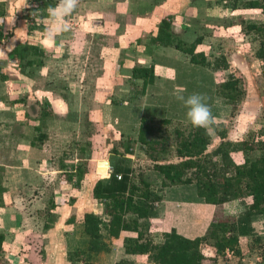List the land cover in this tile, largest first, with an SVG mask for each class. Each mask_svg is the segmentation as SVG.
Segmentation results:
<instances>
[{
  "label": "crops",
  "instance_id": "crops-1",
  "mask_svg": "<svg viewBox=\"0 0 264 264\" xmlns=\"http://www.w3.org/2000/svg\"><path fill=\"white\" fill-rule=\"evenodd\" d=\"M36 1L40 3L41 13L32 25L27 18L30 0H0V31L4 36L10 35L0 40L2 264H28L25 262L26 255L19 254L23 248L33 247V244L26 243L28 236L31 242H35L34 238L42 233H50L55 239L53 233L61 231L66 248H71L80 236L88 245L84 214L95 212L103 216V205L92 195L97 181L108 183L114 171L129 169L142 171L143 181L151 187L159 188L162 184L160 174L144 169L151 163L137 142L140 119L146 116L189 124L187 108L177 97L199 93L205 97L216 117L214 121L226 125V121L231 119V107L216 95V86L228 75L236 76L234 71H248L249 66L242 53V48L247 45L243 43L238 47L230 43L229 35L218 36L214 29L210 30L214 18L204 14L205 10L214 8L211 0H78L73 13L58 22H51L48 8L55 7L59 0ZM226 11L229 12L228 9ZM236 11L230 10V14ZM163 20L170 21L171 32L176 39L192 43L197 37H203L204 42L197 52H203L210 61L223 56L229 64L228 70L192 65L185 54L173 47L151 43ZM39 21L43 24L42 29L36 26ZM230 27L233 28V25H228L225 31L229 32ZM49 28L60 29L56 32L54 43L45 42L44 33ZM230 35L234 37V34ZM217 37L229 41L216 46ZM245 37L249 36L242 35L243 40ZM32 46L38 49L36 55L31 50ZM67 52L82 56V71L98 73L97 83L103 81L100 73L107 71L108 65H113L115 72L131 71L135 66L154 68V83L146 87L144 94L143 81L134 80L131 72L124 77L126 80L120 78L116 81L135 83L140 86L141 95L138 101L134 98L113 106L110 119H113L114 125L111 128L116 130L113 138L115 152L112 150L105 155L101 148L91 150V147L84 149L85 146H82L80 154L75 157V151L71 152L75 154L73 156L66 152L70 145H62V138L70 132V127L65 131L63 127L66 125H61L65 123L62 118L70 111L68 99L79 94L75 83H55L54 77L49 79L48 72H54L49 66L64 61ZM30 55L32 59L27 58ZM32 68L35 69L34 81L27 74ZM215 73L225 74L226 77L217 81ZM80 86L91 85L80 83ZM242 86L245 97L238 105L234 124L231 127L226 125L227 138L232 142L250 140L251 132H256V128H260L257 124H262L264 141V83H242ZM122 92L120 90L121 95ZM104 94V90L102 93L99 90L92 97L97 106L93 109L94 114L97 113L96 120L107 118L111 112L104 106ZM256 135L258 137L259 134ZM210 136L211 144L207 152L213 151L221 142L216 133ZM232 158L237 165L244 162L242 153H236ZM103 162L108 166L104 175L98 170L99 163ZM169 162L176 163L178 160L175 158ZM130 179L138 183L134 176ZM196 196L193 185L167 188L157 205L156 215L149 220L150 234L160 235L175 229L178 234L190 239L202 236L211 222L215 207ZM93 201H96L95 204ZM187 201L198 206V211L193 210L191 214L179 212L184 210L182 205L185 206ZM250 201L244 199L225 203L223 213L238 218ZM202 204L208 210L206 218L200 212ZM185 220L191 223L190 231L183 227ZM247 227L249 233L239 237L240 254L228 252L225 257L218 256V264H233L236 260L238 264H260V256L255 255V251L259 244L256 239L264 236V215L252 216ZM136 236L135 233L122 232L118 239L107 240L111 243V251L99 253L96 264H116L122 260L133 263L138 257L147 258L126 254L124 239ZM50 243L53 247V240ZM207 256L215 257L212 251Z\"/></svg>",
  "mask_w": 264,
  "mask_h": 264
},
{
  "label": "trees",
  "instance_id": "trees-1",
  "mask_svg": "<svg viewBox=\"0 0 264 264\" xmlns=\"http://www.w3.org/2000/svg\"><path fill=\"white\" fill-rule=\"evenodd\" d=\"M220 1L215 4L222 5V2H226L225 8L231 11L239 8L259 11L264 18V0ZM36 26L42 29L40 25ZM242 31L243 35L254 34L260 39L255 56L264 66V20L260 23L252 20L244 25ZM7 37L10 35L4 36L0 31V40ZM203 42V37H197L192 43L174 38L171 23L166 20L160 23L156 36L151 39L153 44L173 47L182 52L192 65L228 70L229 64L223 56L211 62L203 52H197ZM31 50L33 54H37L36 47L32 46ZM131 77L143 81L144 94L146 87L154 83V68L135 66L131 70ZM216 95L230 105V117H233L245 97L242 81L233 74L228 75L216 86ZM213 127L221 142L208 153L211 136L205 129L197 128L191 123L143 116L140 119L137 142L152 162L151 170L162 176L161 186L151 187L143 181L142 171L129 169L114 171L108 183L97 181L92 195L94 200L103 205V216L95 212L84 214V233L89 238L88 245L83 253H71L70 260L91 264L87 261V255L89 258L102 252H110L111 243L107 240L118 239L122 232L137 235L136 238L124 239L126 253H150L155 264H218V256L225 257L228 252L239 255V237L249 233L247 225L250 218L264 215V141L232 142L227 138L224 123L213 121ZM236 153L243 154V164L237 165L233 160L232 154ZM168 155L177 158L178 162H169L166 158ZM116 175H121V179L118 180ZM130 176H134L138 183L131 182ZM189 185L195 186L198 198L205 204L215 207L205 233L190 239L172 229L163 233L159 242H154L149 232V220L156 215L162 194L169 187ZM244 199L251 201L245 206L243 214L238 218L224 215L222 207L225 203ZM3 241L4 236L0 234V253ZM261 241L262 238L256 239L257 243ZM204 245L210 248L215 257L204 254ZM260 249V264H264V245ZM116 264L133 263L122 260Z\"/></svg>",
  "mask_w": 264,
  "mask_h": 264
},
{
  "label": "rangeland",
  "instance_id": "rangeland-1",
  "mask_svg": "<svg viewBox=\"0 0 264 264\" xmlns=\"http://www.w3.org/2000/svg\"><path fill=\"white\" fill-rule=\"evenodd\" d=\"M211 1H212L211 4L213 5L212 8L214 7L213 8L214 10L213 9H212L213 11L205 10V14H204V15L214 18L212 20L214 24H212L210 30L214 29V31L216 32L218 36L221 35L222 37H224L225 36L224 34L229 35L230 43L233 42L234 45L238 47L241 46L243 43L247 45V46H244V48H242L244 50L242 53L243 55H245V58L247 59V61H249L248 71H243V72L234 71L236 75L235 77L239 78L242 81V83H264V66H262V63L260 62V60L257 59L255 56L259 48L260 39L254 34L249 35V37H245L244 40L242 39V35H243L242 30H243L244 25H246V23H249L252 20H256L258 23H260V21L264 18H262V15L260 14L259 11L250 12L242 8H239L235 12V14H230L229 9H228L229 12L226 11V8H225V6H227L226 2H222V5H217L215 4V2H218L220 0H211ZM240 1H244V0H240ZM213 2L215 5L213 4ZM28 22H29V18H28ZM230 24L233 25V28L230 27L229 32H226L225 28ZM38 25L42 27L43 24L42 22L39 21ZM237 33H239L240 36H238ZM230 34H234L233 36L235 38L232 37ZM217 38L218 39L215 42L216 46L222 45L229 41V40L226 41L223 38H219V37ZM68 54L64 55L63 57L64 61H60V62L57 61L54 63L53 67L49 66V68L53 69L54 72H51L50 69H48L51 72V73L48 72L49 79H52L54 77L53 81H55V83H57V81L58 83H62V84L63 83H75V87H77L75 88V90L79 94L78 97L76 98L68 99L70 111L67 112V114L62 118V119H65V123H62L61 125H66V127L65 126L63 127L65 131L68 130V128L70 127L69 129L70 132L66 133L65 136L62 138V143H63L62 145L63 146H67L65 144L70 145L69 150H66V152L69 151L70 154L72 155L71 152L75 151L74 153L76 155L73 154L75 155V157H77V155L80 154V150L82 146H85L84 149L91 147V150L92 149L94 150V148H96L97 150L101 148V150H104V152L102 153H105V155L110 154V152L113 149H116L115 142L113 140V138H115V135H116L114 133L116 130L112 129L114 128L113 122L111 121L113 119H110V116H112L113 106L117 105L120 102H129L130 99H134V98H135V101L136 100L138 101L141 95L140 86H136L135 83H116L117 80L120 81V78L123 80H126V78L124 77L129 76L128 74H130L131 71L129 69H124V70H119L115 72L113 70V65L111 66L108 65L107 71H105L104 73H100L101 80L103 81H99L101 83H97V80L99 78L98 73H95V72L84 73L82 71V65H83L82 56L81 55L79 56L71 55L70 53ZM27 58L32 59L31 55L28 56ZM108 58L110 57L108 56ZM122 59L124 61L125 57H123ZM24 60H27V59L24 58ZM212 60L213 59H211V62H213ZM49 64L51 65V62ZM20 72L23 75H25V72H22V70H20ZM27 74L28 75L30 74V77L34 81L35 69L32 68L31 70H29V72H27ZM215 75H216L217 81L218 80L221 81L222 79L226 77L225 74H222V73H215ZM6 83H10V81L9 82L7 81ZM80 83H90L91 86L81 87ZM99 90H101V93L104 90V93H105L104 96L106 98L104 100V106L111 110V112L108 113L107 118L103 120H96L98 118L96 117L97 113L94 114L93 112L94 107H97L93 101V98H94V95L97 94ZM120 90L123 91L122 95L120 94ZM132 94H133V98H131ZM82 111H85L87 115L85 116ZM235 115L233 117H230L231 119H228L226 121V125L228 127H231L232 124H234ZM259 123H262V121ZM69 124L73 126H70ZM257 125L260 128H256L257 129L256 132H251L250 140L252 139L256 141L257 140L262 141V126H260L262 124L260 125L257 124ZM170 131H172V129ZM256 134H259L258 137ZM234 155L235 154H232V157H234ZM59 156H61V153H59ZM94 157L95 156L93 155V158ZM166 158L168 159V161L175 159V157L172 155H168V157ZM147 160L150 161L149 159ZM150 163H151L150 166L148 167L145 166L144 168L145 170H151L152 162L150 161ZM98 170L100 174L104 175L108 170L107 164L105 162L99 163ZM135 171L138 172V170H135ZM182 207L185 211L180 209L179 212L181 213L186 212V214H191L193 210L198 211V208H199L195 204L190 203L188 201L186 205L185 206L182 205ZM207 211L208 210H206V206L203 205L202 211L200 212L202 216L205 218L208 215ZM183 227H185L187 231H190L191 230L190 221L188 222L187 220H185L183 223ZM53 234L55 235V239L51 237L50 233H42L41 236L37 237V239L34 238L35 242L34 241L31 242L32 240H29L30 236H28L26 238V243L33 244L32 245L33 247L32 248L26 247L25 249L23 248L22 250L19 251L20 255H26L25 262H27L28 264H82V262H78V261L72 262L69 258V255L71 253H77V252L83 253L86 251L87 245L82 240V236L78 237L79 239L77 240V242H75V244L71 246V248H66V241L64 240V235L62 237L61 231L53 233ZM151 236L153 238V241L155 242H159L162 238V234L160 235L156 234V235H151ZM187 238H191V237H187ZM51 240H53V247H51V243H50ZM262 245H264V236H262V241L259 244H257L255 255L260 256L261 254L260 252L262 251L260 249V246ZM202 250L205 255H209L210 248L208 246L204 245ZM131 255L147 256V258L145 257L136 258L137 260H134L133 264H155L150 253L148 254L134 253ZM98 256L99 254H96L88 258V255H87V261L91 264H96V262H98ZM81 257L84 258L85 255L83 256L81 255ZM31 261H35V263ZM5 264H8V262H6ZM233 264H238V261L236 260Z\"/></svg>",
  "mask_w": 264,
  "mask_h": 264
},
{
  "label": "clouds",
  "instance_id": "clouds-1",
  "mask_svg": "<svg viewBox=\"0 0 264 264\" xmlns=\"http://www.w3.org/2000/svg\"><path fill=\"white\" fill-rule=\"evenodd\" d=\"M78 0H59L55 7H49L51 22L62 21L64 17L73 13L77 7ZM58 28H49L44 33L46 43H54ZM186 106V117L191 125L197 128L205 129L207 134H214L213 121L216 117L213 115L210 106L205 102V97L199 93H193L185 97L179 95L177 97Z\"/></svg>",
  "mask_w": 264,
  "mask_h": 264
},
{
  "label": "built area",
  "instance_id": "built-area-1",
  "mask_svg": "<svg viewBox=\"0 0 264 264\" xmlns=\"http://www.w3.org/2000/svg\"><path fill=\"white\" fill-rule=\"evenodd\" d=\"M41 13V6L40 3H38V1L36 0H30L29 5H28V10H27V14L29 19L32 21V25L34 24V22H37V19L39 18V15ZM116 178L118 180L121 179V175H116Z\"/></svg>",
  "mask_w": 264,
  "mask_h": 264
}]
</instances>
